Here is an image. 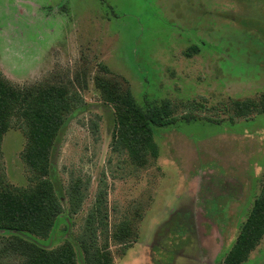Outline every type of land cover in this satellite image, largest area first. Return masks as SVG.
I'll return each mask as SVG.
<instances>
[{
  "label": "rangeland",
  "instance_id": "374dc122",
  "mask_svg": "<svg viewBox=\"0 0 264 264\" xmlns=\"http://www.w3.org/2000/svg\"><path fill=\"white\" fill-rule=\"evenodd\" d=\"M0 70L15 87L66 85L82 102L52 162L62 194L80 181L86 198L73 214L66 197L40 244L73 240L102 188L110 236L123 221L133 229L128 245L110 237L113 264L223 263L264 183V114L235 105L264 95V0H0ZM98 77L143 109L170 102L175 119L155 129L147 166L112 150ZM26 130L14 120L3 137L1 186L31 184ZM243 264H264V237Z\"/></svg>",
  "mask_w": 264,
  "mask_h": 264
},
{
  "label": "trees",
  "instance_id": "16d2710c",
  "mask_svg": "<svg viewBox=\"0 0 264 264\" xmlns=\"http://www.w3.org/2000/svg\"><path fill=\"white\" fill-rule=\"evenodd\" d=\"M190 47L186 55L198 53ZM96 85L105 105L113 112L111 147L125 153L131 163L145 167L149 159L159 157L155 129L171 123L174 112L170 102L140 107L129 89L117 82L98 77ZM79 93L66 85H33L15 87L0 70V156L4 135L13 121L27 125V144L23 159L31 174L26 188H7L0 184V264H113L110 237L120 244H130L132 224L119 223L109 232L107 192L100 188L81 232L55 248L46 247L38 239L52 235L55 223L68 198L69 212L76 214L86 198L80 181L72 182L63 195L57 188L52 158L55 144L67 116L81 106ZM239 116L253 112L264 114V95L259 102H235ZM264 237V183L252 211L222 264H243ZM132 242V241H131ZM8 261V263H7Z\"/></svg>",
  "mask_w": 264,
  "mask_h": 264
}]
</instances>
